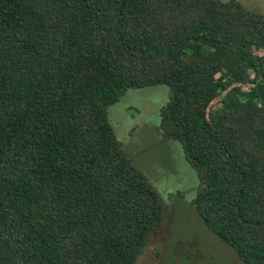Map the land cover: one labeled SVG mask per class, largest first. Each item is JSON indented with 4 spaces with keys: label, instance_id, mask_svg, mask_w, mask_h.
Masks as SVG:
<instances>
[{
    "label": "trees",
    "instance_id": "trees-1",
    "mask_svg": "<svg viewBox=\"0 0 264 264\" xmlns=\"http://www.w3.org/2000/svg\"><path fill=\"white\" fill-rule=\"evenodd\" d=\"M262 50L238 0H0V264H136L169 207L108 108L159 85L196 212L264 264Z\"/></svg>",
    "mask_w": 264,
    "mask_h": 264
},
{
    "label": "rangeland",
    "instance_id": "rangeland-1",
    "mask_svg": "<svg viewBox=\"0 0 264 264\" xmlns=\"http://www.w3.org/2000/svg\"><path fill=\"white\" fill-rule=\"evenodd\" d=\"M238 1L246 9L264 14V0ZM168 98L169 88L159 85L130 90L108 108L117 138L169 207L164 224L136 264H244L207 228L194 208L199 187L197 173L181 145L164 138L159 130V112Z\"/></svg>",
    "mask_w": 264,
    "mask_h": 264
},
{
    "label": "crops",
    "instance_id": "crops-1",
    "mask_svg": "<svg viewBox=\"0 0 264 264\" xmlns=\"http://www.w3.org/2000/svg\"><path fill=\"white\" fill-rule=\"evenodd\" d=\"M125 148V147H124ZM126 150V149H125ZM127 151V150H126ZM128 152V151H127ZM139 170H140V168L139 167H137ZM141 171V170H140Z\"/></svg>",
    "mask_w": 264,
    "mask_h": 264
},
{
    "label": "built area",
    "instance_id": "built-area-1",
    "mask_svg": "<svg viewBox=\"0 0 264 264\" xmlns=\"http://www.w3.org/2000/svg\"><path fill=\"white\" fill-rule=\"evenodd\" d=\"M263 51V50H262Z\"/></svg>",
    "mask_w": 264,
    "mask_h": 264
}]
</instances>
